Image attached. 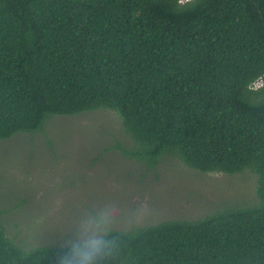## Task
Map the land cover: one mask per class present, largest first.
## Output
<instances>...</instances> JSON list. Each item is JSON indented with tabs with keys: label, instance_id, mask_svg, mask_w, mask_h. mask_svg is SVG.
<instances>
[{
	"label": "trees",
	"instance_id": "1",
	"mask_svg": "<svg viewBox=\"0 0 264 264\" xmlns=\"http://www.w3.org/2000/svg\"><path fill=\"white\" fill-rule=\"evenodd\" d=\"M96 110L147 170L256 179L254 205L136 227L113 264H264V0H0V141ZM2 215L0 264H58Z\"/></svg>",
	"mask_w": 264,
	"mask_h": 264
},
{
	"label": "rangeland",
	"instance_id": "2",
	"mask_svg": "<svg viewBox=\"0 0 264 264\" xmlns=\"http://www.w3.org/2000/svg\"><path fill=\"white\" fill-rule=\"evenodd\" d=\"M118 124L106 110L54 116L40 132L0 141V209L9 240L23 250L65 246L81 211L106 200L143 208L137 227L255 204L256 179L245 172L200 174L168 157L150 171L127 159L113 148L129 144Z\"/></svg>",
	"mask_w": 264,
	"mask_h": 264
},
{
	"label": "clouds",
	"instance_id": "3",
	"mask_svg": "<svg viewBox=\"0 0 264 264\" xmlns=\"http://www.w3.org/2000/svg\"><path fill=\"white\" fill-rule=\"evenodd\" d=\"M144 212L139 207L125 210L110 200L85 207L68 228L72 238L66 242L67 251L58 257V264H113L118 261L125 248L124 237L141 223Z\"/></svg>",
	"mask_w": 264,
	"mask_h": 264
}]
</instances>
